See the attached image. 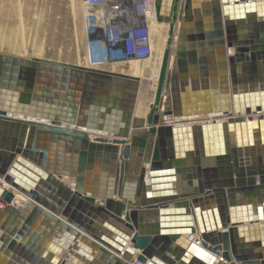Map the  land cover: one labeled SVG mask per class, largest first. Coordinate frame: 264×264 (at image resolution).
I'll use <instances>...</instances> for the list:
<instances>
[{
	"label": "water",
	"instance_id": "1",
	"mask_svg": "<svg viewBox=\"0 0 264 264\" xmlns=\"http://www.w3.org/2000/svg\"><path fill=\"white\" fill-rule=\"evenodd\" d=\"M155 15L144 117L137 76L0 53V264L33 261L29 237L57 229L48 264H264V0H156Z\"/></svg>",
	"mask_w": 264,
	"mask_h": 264
},
{
	"label": "rangeland",
	"instance_id": "2",
	"mask_svg": "<svg viewBox=\"0 0 264 264\" xmlns=\"http://www.w3.org/2000/svg\"><path fill=\"white\" fill-rule=\"evenodd\" d=\"M79 2L80 0H0V53L86 65ZM139 64L145 66L144 61ZM117 68L112 70L118 73L122 70V73L129 72L131 75L128 66ZM139 78L143 89L140 88L138 98L144 101L145 97L143 99L141 96L149 95L145 89L151 86L148 81L150 78L147 80L142 75ZM144 79L148 81L147 85ZM149 101L151 102L150 99Z\"/></svg>",
	"mask_w": 264,
	"mask_h": 264
},
{
	"label": "built area",
	"instance_id": "3",
	"mask_svg": "<svg viewBox=\"0 0 264 264\" xmlns=\"http://www.w3.org/2000/svg\"><path fill=\"white\" fill-rule=\"evenodd\" d=\"M81 2L86 67L107 70L112 64H127L132 60L142 62L151 55L156 0ZM164 117L163 122L168 125H178L176 120L183 118ZM0 184H3L1 179ZM130 264L142 263L132 258Z\"/></svg>",
	"mask_w": 264,
	"mask_h": 264
},
{
	"label": "bare ground",
	"instance_id": "4",
	"mask_svg": "<svg viewBox=\"0 0 264 264\" xmlns=\"http://www.w3.org/2000/svg\"><path fill=\"white\" fill-rule=\"evenodd\" d=\"M167 31H168V25L164 22H159L156 20V18L153 20L152 23V36H153V43H152V52L151 55L144 61L145 66H141L136 60H132L128 62L127 64H112L111 66H107V70L114 71L112 69H118L117 67L121 66H128L129 69H131V75L139 77L140 75L144 76V78H147V80L150 78L149 84L151 85L150 88L147 87L145 90L149 93V95L146 96H141L143 99L145 97V100H139L137 99V106L135 113L137 116L144 117L147 110H148V105L151 103L148 100L150 99L152 101L153 96H154V89L156 88V82H157V76H158V71L160 68L161 64V59H162V54L165 48V43H166V38H167ZM39 58V57H37ZM150 60V61H149ZM86 66V65H84ZM143 67V68H142ZM122 69V68H121ZM124 69V67H123ZM122 73L123 71L120 70ZM129 74V72H128ZM145 80V83L147 85V80ZM153 87V88H152ZM141 88V85H140ZM143 89V88H141ZM144 90V91H145ZM139 97V96H138ZM152 98V99H151ZM166 117H163V119ZM214 118L211 114L210 115H205V116H188V117H183L179 118L177 121L178 125H185V124H192L195 122H202L207 119H212ZM175 121V122H176ZM16 201L18 202L17 204L20 205L24 201H27V198L24 196L17 194L15 203Z\"/></svg>",
	"mask_w": 264,
	"mask_h": 264
},
{
	"label": "crops",
	"instance_id": "5",
	"mask_svg": "<svg viewBox=\"0 0 264 264\" xmlns=\"http://www.w3.org/2000/svg\"><path fill=\"white\" fill-rule=\"evenodd\" d=\"M79 13L81 14V18H82V13H83V5L82 2L80 0L79 2ZM82 38H84V42H85V35H84V31H83V26H82ZM66 177L63 178L64 181H66ZM18 202L16 201V205ZM34 206V203L27 199V201H24L22 203V205H18V208L24 212V213H28L29 210L31 209V207ZM12 223L13 222V217L10 216L9 214H5V213H1L0 215V223ZM50 230H52L50 228ZM57 234L59 233L61 235L62 232H60L57 229ZM56 234V235H57ZM56 235L52 234L51 232L48 234H45L44 232H38L36 233L34 236H30L29 237V243H31V245L28 247L29 249H31L32 251H34L36 253V259H34L33 261L28 260L24 257H19L17 256V260H10L11 263L10 264H48L50 262H53L52 260L54 259L53 256V250L52 248H56L58 247V240L60 239L59 237H57ZM195 238V236H193ZM59 257L63 258V252L61 251V253H59ZM69 264H92V263H88L85 262L84 260H82L79 257H75L73 261L69 262Z\"/></svg>",
	"mask_w": 264,
	"mask_h": 264
}]
</instances>
